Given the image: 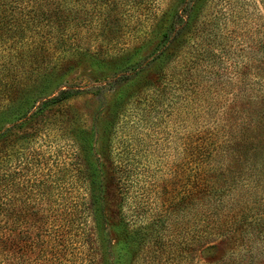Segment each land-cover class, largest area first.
<instances>
[{"label":"rangeland","instance_id":"rangeland-1","mask_svg":"<svg viewBox=\"0 0 264 264\" xmlns=\"http://www.w3.org/2000/svg\"><path fill=\"white\" fill-rule=\"evenodd\" d=\"M117 2L108 18L112 19L109 24H113V31L103 27L99 35L97 28L87 27L86 22L85 26L71 30L69 40L49 46V56L55 61L47 64V68L41 62L39 70L46 69L34 95L47 98L60 88L70 93L44 110L35 141L21 145L25 146L23 156L32 162L30 167L39 168V173L53 170L58 158H71L75 151L82 160L97 165V179H101L108 172V132L116 122V135L111 141L113 157L128 161L127 180L131 185L128 192L132 190L141 203L137 205L140 208L136 215L135 208L127 205L122 208L128 219L126 227L143 229L137 234L133 231L132 239L128 238L134 250L127 264H215L223 245L221 242L217 245L219 240L214 239V234L207 235L202 242H193V248L187 247L184 234L178 246L175 243L178 224L174 219L183 216L182 222L188 221L183 209H175L184 208L186 201L184 195L183 200L176 199L182 197L187 185L188 166L184 160L189 150L187 142L212 139L211 146H218L213 163L220 165L225 182L230 187L233 184L229 194L233 198V264H243L238 258L239 239L243 244L247 226L243 224L242 229V223H235L237 214L241 209L251 219L258 218L260 213L264 215V0L194 3L198 8L196 14H200L199 20L205 26L214 20L216 23L211 32L213 57L197 55L190 61L193 66L187 72L197 74V81L201 73L216 78L205 90L203 113L198 107L189 109L185 104L182 86L166 85L167 73L175 70L166 68L165 77H159L168 55L150 61L137 74L125 71L130 68V64H125L128 59L140 60L150 55L168 9L176 5L175 0H148L143 10L134 1L129 6L122 0ZM88 13L90 19L93 12ZM181 38L177 50L180 56H189L184 37ZM201 83L203 87L209 85L206 81ZM6 113L2 114L5 118L10 116ZM5 124L0 120V129ZM203 129L214 134L197 137ZM117 136H122V140L116 139ZM9 143L16 144L8 141L0 146V155ZM115 147L119 149L117 154ZM157 219L165 220L154 242L153 232L146 231L149 239L144 230ZM118 225L122 227L119 222ZM111 228L104 225L105 235L100 239L104 252L97 264H117L118 234ZM144 238H148L149 246ZM208 244L211 248L202 250ZM182 245L186 247L181 249ZM253 252L258 256L264 250L253 247ZM262 260L255 257L254 264H264Z\"/></svg>","mask_w":264,"mask_h":264},{"label":"trees","instance_id":"trees-1","mask_svg":"<svg viewBox=\"0 0 264 264\" xmlns=\"http://www.w3.org/2000/svg\"><path fill=\"white\" fill-rule=\"evenodd\" d=\"M133 1L143 10L148 0H122L128 6ZM196 1L199 0H175L176 5L168 9L150 55L140 60L128 59L125 64H130V68H125V71L127 74H137L150 61L168 55L159 77H165L166 68L175 70L171 74L167 73L166 85L182 86L185 104L189 109L196 106L203 113L205 90L215 83L216 78L201 73L197 81V74L187 72L193 66L190 61H194L197 55L213 57L211 32L216 23L214 20L205 26L199 20L200 14H196L198 8L194 4ZM118 2L0 0V120L6 123L0 129V146H5L8 141L16 142L7 144L10 146L0 155V264L100 263V254L104 252L100 239L103 240L105 235V224L111 225V229L118 234L115 241L118 256L115 262L127 264L128 257L130 259L132 256L134 248L128 238H131L133 231L137 234L143 229L139 226L133 229L126 227L125 220L128 219L122 208L124 205L135 208L136 215L140 208L137 205L141 203L132 190L128 192L131 187L127 180L130 178L126 166L128 161L113 157L111 141L116 135V122L108 132V172L101 179H97V165L82 160L75 151L71 153V158H58L53 170L38 173L39 168L35 165L30 167L29 163L32 162L24 158L22 152L25 146H21L23 142L32 144L35 141L34 136L39 134L44 110L70 93V90L60 88L47 98L34 95L47 64L55 61L49 56V46L69 40L71 30L85 26L86 22L87 27L97 28L99 35L103 27L109 32L113 31V24H109L112 19L108 20L111 16L109 12L117 7ZM86 7L95 8L87 10ZM106 9L108 12H105ZM88 12H93L90 19ZM181 36L184 37L185 48L189 49V56H180L177 50L182 42ZM240 60L244 61L242 58ZM41 62L46 67L42 71L39 70ZM202 81L209 85L203 87ZM3 112L10 116L3 117ZM211 134L214 132L203 129L197 137ZM115 138L122 140V136ZM211 144L212 139L187 142L189 150L184 159L188 166L187 185L182 197L176 199L183 200L184 195L186 201L184 208L177 206L175 209H183L188 221L187 224L185 219L182 222L183 216L174 218L178 224L175 227V243L179 246L181 235L185 234L187 247L193 248V242H202L207 235L214 234V239L219 240L217 245L220 242L223 245L215 264H233V198H230L232 194L229 195L233 184L230 187L231 184L223 179L220 165H214L213 158L218 146ZM113 150L115 154L119 151L118 147ZM12 161L14 164H11ZM237 215L235 223H242V229L247 226L243 244L239 239V261L254 264L258 256L264 261V253L255 256L253 252V247L264 250L263 213L251 219L240 209ZM164 220L151 222L145 228L144 235L146 231H152L156 238L154 242L157 241ZM134 221L129 220L130 223ZM145 237L151 239L150 236ZM144 243L149 246L148 238H144ZM206 248H211V245L204 246L202 250ZM181 257L182 254L179 259Z\"/></svg>","mask_w":264,"mask_h":264}]
</instances>
